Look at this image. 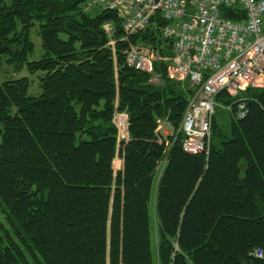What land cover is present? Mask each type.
I'll return each instance as SVG.
<instances>
[{"label": "trees", "instance_id": "1", "mask_svg": "<svg viewBox=\"0 0 264 264\" xmlns=\"http://www.w3.org/2000/svg\"><path fill=\"white\" fill-rule=\"evenodd\" d=\"M86 1L0 0V68L40 74L37 97L28 77L0 82V207L10 227L0 224V264H264L252 255L264 249V91L240 93L247 113L229 112L227 135L214 116L209 152H183L177 131L194 89L168 75L164 23L125 38L114 12L83 13ZM35 23L42 56L29 61ZM130 46L153 50L157 82L125 64ZM115 107L128 117L126 142Z\"/></svg>", "mask_w": 264, "mask_h": 264}, {"label": "built area", "instance_id": "2", "mask_svg": "<svg viewBox=\"0 0 264 264\" xmlns=\"http://www.w3.org/2000/svg\"><path fill=\"white\" fill-rule=\"evenodd\" d=\"M93 1L117 15L125 38L143 31L156 17L164 23L159 32L172 50L168 75L187 80L194 89L179 125L183 152H209L215 109L232 112L235 107V117L242 119L247 110L240 93L264 87V0ZM225 14H234V19ZM154 60L153 53L134 46L125 56L127 66L152 75L157 82ZM220 95L232 102H219ZM112 122L117 141L126 142L127 115L115 110ZM253 255L264 259V249Z\"/></svg>", "mask_w": 264, "mask_h": 264}, {"label": "rangeland", "instance_id": "3", "mask_svg": "<svg viewBox=\"0 0 264 264\" xmlns=\"http://www.w3.org/2000/svg\"><path fill=\"white\" fill-rule=\"evenodd\" d=\"M81 11L83 13H88L91 14V12H100L102 11V9L93 1V0H87L85 3H83L81 5ZM94 15V14H92ZM102 30L104 31V33L107 35L108 40V45L112 47V50H114L113 46H114V32L112 30V24L107 22L104 23L101 26ZM30 39L32 41V43L34 44V52L31 56L28 57L29 61H36L38 60L41 56H42V47H41V39L38 36V24L35 23L34 27L30 30ZM148 50V49H147ZM149 52L153 53V50H148ZM154 54V53H153ZM40 74H35L33 76H30L28 74V72L26 71L25 68H23L21 71L16 72L11 66H8L5 64V61L2 62V66L0 68V82L8 80V79H19L22 77H28L30 79L31 85L30 88L28 90V96L31 97H37L40 94V88H39V82H38V77ZM171 78V77H170ZM173 79V78H172ZM175 80V79H174ZM178 81V80H177ZM258 89H262L264 91V87H259ZM120 112L116 109H114V111ZM114 111H113V115H114ZM120 113H124V112H120ZM126 114V113H124ZM216 116V122H217V126H218V130L221 131L223 133V135H227L228 134V129H229V112L226 111L225 109L222 108H216L215 111V115ZM128 119V117H127ZM169 124H164L161 123L160 125L158 124V130L160 128V130L162 131V133L164 131L167 132V134L171 133V128H167ZM179 132V128L178 131ZM176 134V132H175ZM215 140H217L215 138ZM211 143H212V137H211ZM119 158L115 159L114 164H113V169L117 170L118 168H121V165L119 166ZM121 164V163H120ZM160 171V170H159ZM154 204H155V188L154 191L152 192L151 198H150V202H149V206H148V212H149V219H150V229H151V241H152V245H155V232H156V219H155V214H154ZM0 224L3 226L4 229L9 230L10 227L7 224V221L5 219V216L3 214V209L0 207ZM38 260L40 262L41 259L38 257Z\"/></svg>", "mask_w": 264, "mask_h": 264}, {"label": "crops", "instance_id": "4", "mask_svg": "<svg viewBox=\"0 0 264 264\" xmlns=\"http://www.w3.org/2000/svg\"><path fill=\"white\" fill-rule=\"evenodd\" d=\"M115 161V160H114ZM119 166L121 165V168H122V160L119 158ZM121 163V164H120ZM113 164H114V162H113ZM164 167V164L162 163V166H161V169ZM120 168V169H121ZM120 169H117V170H120ZM115 170V169H114ZM116 170V171H117ZM162 170H160V172H161ZM159 172V173H160ZM154 211H155V204H154ZM154 214H155V212H154ZM155 219H156V217H155ZM156 224H157V220H156ZM156 229H157V225H156ZM157 243V238H156V232H155V244Z\"/></svg>", "mask_w": 264, "mask_h": 264}, {"label": "bare ground", "instance_id": "5", "mask_svg": "<svg viewBox=\"0 0 264 264\" xmlns=\"http://www.w3.org/2000/svg\"><path fill=\"white\" fill-rule=\"evenodd\" d=\"M192 95H193V94H192ZM190 98H191V97H190ZM190 98H189V99H190ZM188 101H189V100H188ZM187 104H188V103H187ZM215 111H216V109H215ZM181 121H182V120H181ZM179 129H180V127H179ZM179 131H180V130H179ZM252 255H253V253H252ZM253 257H255V256L253 255Z\"/></svg>", "mask_w": 264, "mask_h": 264}]
</instances>
